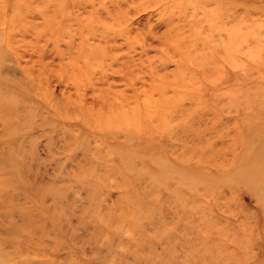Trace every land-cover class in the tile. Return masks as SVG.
<instances>
[{
	"label": "rangeland",
	"instance_id": "rangeland-1",
	"mask_svg": "<svg viewBox=\"0 0 264 264\" xmlns=\"http://www.w3.org/2000/svg\"><path fill=\"white\" fill-rule=\"evenodd\" d=\"M0 264H264V0H0Z\"/></svg>",
	"mask_w": 264,
	"mask_h": 264
}]
</instances>
